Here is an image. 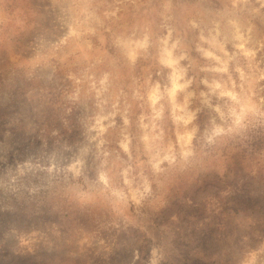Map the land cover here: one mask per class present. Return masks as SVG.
Returning <instances> with one entry per match:
<instances>
[{
	"label": "rangeland",
	"instance_id": "1",
	"mask_svg": "<svg viewBox=\"0 0 264 264\" xmlns=\"http://www.w3.org/2000/svg\"><path fill=\"white\" fill-rule=\"evenodd\" d=\"M0 264H264V0H0Z\"/></svg>",
	"mask_w": 264,
	"mask_h": 264
}]
</instances>
